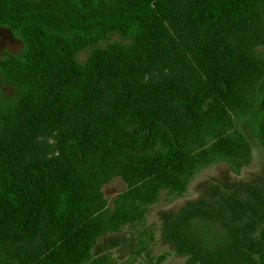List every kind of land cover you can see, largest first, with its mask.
I'll use <instances>...</instances> for the list:
<instances>
[{"label": "trees", "instance_id": "1", "mask_svg": "<svg viewBox=\"0 0 264 264\" xmlns=\"http://www.w3.org/2000/svg\"><path fill=\"white\" fill-rule=\"evenodd\" d=\"M171 3V0H0V26L7 27L24 45L20 54H3L0 60L2 78L18 93L13 101L0 104L7 114L0 143L6 145V133L15 136L35 120L84 114L94 118L97 125L94 131L105 137L109 153L117 149L112 154L125 168L147 174L142 177L144 174L140 173L137 182L116 197L113 211L104 210L96 215L97 224L71 230L67 229L69 224L84 217L85 202L79 196V180L72 170L56 161L17 163L15 154L3 151V144L0 239L9 238L18 229L41 234L43 221L59 237L53 236L58 243L54 249L48 250L44 243L34 262H27L25 255L0 252V264H109L106 257L91 256L97 238L140 218L161 191L182 196L202 168L224 161L238 173L249 162L248 142L231 128L211 130L194 149H188L174 135L168 141H159L157 127L165 126L160 125L163 119L157 113L167 110L168 104H175L174 114L183 125L196 123L201 113L192 106L194 101L185 104L179 99L177 91L168 95L163 93L167 90L163 85L131 84L129 80L143 75L162 60L163 36L171 22L186 24L198 38L206 39L199 47L202 55L221 54L219 40L242 25L264 19V0H187L186 8L176 11ZM114 31L130 35L132 44L94 51L83 65L75 62L76 52ZM255 83L249 94L250 104L241 112L253 136L264 146V73ZM122 87L124 93L128 87V93L119 98ZM215 88L220 94L212 95L211 99H220L228 92V82L223 79ZM104 89L110 93L107 97L113 99L110 104L105 101ZM102 106L107 110L105 124L97 120ZM28 115L30 120H26ZM134 145L141 151H134ZM124 153H128L127 157ZM259 235L264 241V228ZM257 264H264V252Z\"/></svg>", "mask_w": 264, "mask_h": 264}, {"label": "rangeland", "instance_id": "2", "mask_svg": "<svg viewBox=\"0 0 264 264\" xmlns=\"http://www.w3.org/2000/svg\"><path fill=\"white\" fill-rule=\"evenodd\" d=\"M171 1L175 11L187 6V0ZM166 31L162 60L129 82L160 84L168 95L177 91L185 104L194 101L192 106L201 114L196 123L183 125L174 114L175 104H168L167 110L157 113L163 119L160 125L165 126L157 127L159 141H168L174 135L188 149H194L211 130L231 128L248 142L250 159L238 173L224 161L202 168L182 196L161 191L140 218L98 237L91 256L106 257L109 264H257L264 252V241L259 235L264 228V146L253 136L241 111L250 104L251 88L264 73V19L242 25L219 40L221 54L215 55H202L199 47L206 39L198 38L186 24L173 21ZM131 44L130 35L110 32L76 52L74 60L83 65L94 51ZM23 50L21 39L0 26V60L3 54L18 55ZM223 79L228 82V92L220 99H211L214 94L219 96L215 86ZM118 93L123 98L128 87L125 93L123 87ZM17 94L0 74V104L13 101ZM103 95L109 104L113 101L107 97L110 93L106 89ZM106 111L102 106L97 116L103 124L108 117ZM4 112L0 107V135L7 115ZM30 118L28 115L26 120ZM95 125L93 117L68 113L56 120H35L15 136L6 133V145L0 143L1 149L5 145L4 152L15 154L17 163L56 161L72 170L79 180V196L85 202L84 217L70 223L67 229L71 230L97 224L96 215L113 211L116 197L136 183L140 173L144 174L142 177L147 175L125 168L112 154L117 149L109 153L108 143L102 134L96 135ZM133 150L141 151L137 145ZM122 155L127 157L128 153ZM43 222L41 234L18 229L9 238L0 239V252L25 255L30 263L36 260L37 250L44 243L48 250L57 247L53 236L58 238V234L52 230V235L47 222Z\"/></svg>", "mask_w": 264, "mask_h": 264}]
</instances>
